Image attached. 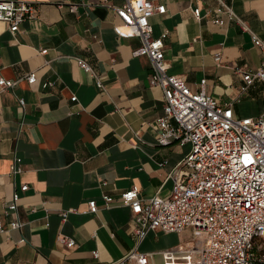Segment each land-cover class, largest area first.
<instances>
[{
  "label": "crops",
  "instance_id": "obj_1",
  "mask_svg": "<svg viewBox=\"0 0 264 264\" xmlns=\"http://www.w3.org/2000/svg\"><path fill=\"white\" fill-rule=\"evenodd\" d=\"M25 1L34 2L39 12L16 34L0 21V76L19 79L14 88L0 90V211L17 191L24 222L21 229L0 232V264H113L137 246L132 211L121 193L136 185L145 199L168 195L171 173L191 144L157 140L164 93L150 82L148 56L133 53L140 38L116 29L123 22L115 8L126 0ZM152 1L167 6L150 22L155 36L168 31L169 72L184 76L194 91L206 80L205 91L221 103H232L237 116H258L264 81L246 91L241 87L243 72L256 71L264 59V50L252 39L254 32L264 40V0H224L250 23V30L226 15L224 24H215L218 0ZM198 7L201 19L193 12ZM45 48L48 52L42 54ZM78 58L94 68L104 88ZM31 71L38 76L33 86L23 78ZM44 81L53 85L43 88ZM16 158L22 171L13 176ZM23 184L28 190H21ZM103 194L114 201L105 205ZM93 199L96 213L87 211ZM71 208L76 211L63 221L62 212ZM15 216H4V224ZM161 233L151 231L137 247L153 253L150 264H169L159 255L165 249L198 245L188 239L151 248L149 238L156 241ZM59 236L73 238L75 244L68 247Z\"/></svg>",
  "mask_w": 264,
  "mask_h": 264
},
{
  "label": "built area",
  "instance_id": "obj_2",
  "mask_svg": "<svg viewBox=\"0 0 264 264\" xmlns=\"http://www.w3.org/2000/svg\"><path fill=\"white\" fill-rule=\"evenodd\" d=\"M218 3L214 8L215 24H224L223 16L226 15L244 30H250V23L241 19L224 0ZM70 9L75 10L76 6L72 4ZM115 11L123 22L116 27L117 31L140 38L141 45L133 53L148 56L152 67L150 82L160 86L164 93V113L157 118L158 142L163 145L190 143L191 150L171 173L173 186L168 195L157 193L145 199L136 185L121 193L123 203L132 211L131 224L137 246L113 264H150L153 253L139 252L137 247L151 231L180 234L188 229L204 233L203 243L181 244L169 249L167 256L172 257L169 264H264V107L256 117L237 116L232 103H221L205 91L206 80L194 91L184 76L169 72L170 65L165 57L168 31L155 36L150 22L152 15L167 11L165 4L126 0ZM38 12V6L32 1L0 0V21L7 23L14 34L23 22L35 18ZM193 12L201 19L199 7ZM123 28L128 32H123ZM252 39L264 50V40L254 32ZM47 52L46 48L41 50L42 54ZM215 59L219 61L221 55L217 54ZM77 61L95 77L97 85L104 88L94 68L85 59ZM23 78L31 86L38 83L36 71ZM18 80L0 76V90L14 88ZM243 80L242 91L248 90L257 80L264 81V59L256 71L243 72ZM41 85L48 88L53 82L44 81ZM76 99L75 95L71 97L73 101ZM19 101L24 108V98ZM21 171V159L16 158L10 173L15 176ZM28 188V184L21 186L22 191ZM19 198L15 191L11 201L3 202L0 232L24 226L19 215ZM101 198L105 205L114 201L109 194ZM98 209L97 200H90L87 211L96 213ZM74 211L75 208L63 211V221ZM11 212L16 216L6 226L3 218ZM59 240L68 247L75 244L73 238L59 236ZM24 241L26 238L21 239ZM193 256H197V260L191 263ZM186 257H190L189 260ZM181 259L183 261H179Z\"/></svg>",
  "mask_w": 264,
  "mask_h": 264
},
{
  "label": "rangeland",
  "instance_id": "obj_3",
  "mask_svg": "<svg viewBox=\"0 0 264 264\" xmlns=\"http://www.w3.org/2000/svg\"><path fill=\"white\" fill-rule=\"evenodd\" d=\"M205 234L204 233H202V232H199V233H195L192 229H188V230H186V231H184L183 233H182V235H179L178 236V234H175V235H168V234H164V233H161V234H159V237L157 238V240L155 241H153V238H149V244H150V247L151 248H153V249H156V248H158L159 246H160V244H165V243H174V242H179V243H181V242H184V241H186V240H188V239H193V240H195L197 243H198V245H201L202 244V242L204 241V239H205ZM167 251L168 250H164V251H161V252H159V255L161 256V257H164L163 259L164 260H170V258L172 259V257H171V255H170V257L169 256H167ZM160 256H158V257H160ZM166 258V259H165ZM174 258V257H173ZM189 258L190 257H186L185 259L187 260H189ZM166 260V261H167ZM195 260H197V256H193L191 259H190V262L192 263V262H194ZM179 261H183L182 259L181 260H179Z\"/></svg>",
  "mask_w": 264,
  "mask_h": 264
},
{
  "label": "bare ground",
  "instance_id": "obj_4",
  "mask_svg": "<svg viewBox=\"0 0 264 264\" xmlns=\"http://www.w3.org/2000/svg\"><path fill=\"white\" fill-rule=\"evenodd\" d=\"M122 31L123 32H128V29L127 28H123Z\"/></svg>",
  "mask_w": 264,
  "mask_h": 264
}]
</instances>
